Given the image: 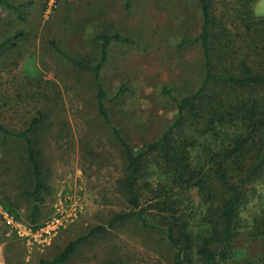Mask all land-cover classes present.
<instances>
[{"label": "rangeland", "instance_id": "1", "mask_svg": "<svg viewBox=\"0 0 264 264\" xmlns=\"http://www.w3.org/2000/svg\"><path fill=\"white\" fill-rule=\"evenodd\" d=\"M7 1L9 6L0 0V124L19 132L42 118L30 135L40 150L43 201L33 219L35 183L25 143L0 134V264H40L133 210L122 181L126 150L99 111L91 69L101 57L100 36L118 33L132 40L111 43L100 81L111 124L137 150L160 138L175 122L179 101L202 85L204 54L195 38L203 16L196 0ZM245 2L253 17H264V0H210L219 21L211 32L216 72L236 67L237 59L224 53L232 44L228 37L237 40L231 49L240 46L237 33L243 31L234 17ZM234 72L241 73L237 67ZM234 132L230 127L198 136L194 160L203 161L206 145ZM146 173L149 180L160 175L154 167ZM245 191L232 257L222 264H264V235L252 233L264 216V175ZM177 198L198 242L209 227L202 194L191 187ZM145 216L160 223L155 212ZM175 252L161 231L133 217L92 236L64 264H175Z\"/></svg>", "mask_w": 264, "mask_h": 264}, {"label": "trees", "instance_id": "2", "mask_svg": "<svg viewBox=\"0 0 264 264\" xmlns=\"http://www.w3.org/2000/svg\"><path fill=\"white\" fill-rule=\"evenodd\" d=\"M3 1L10 5L7 0ZM196 1L203 16L202 30L195 40L203 49L204 80L196 92L179 101L177 117L169 129L157 140L137 150L111 124L106 104L109 99L100 81V71L108 58L111 43H131L132 40L118 33L100 36L103 42L101 57L91 69L98 87L99 111L126 150L127 175L122 181L133 210L116 214L106 225L92 228L88 234L70 241L62 253L51 260L42 259L40 264L66 263L92 236L108 232L118 222L133 217L140 219L145 227L162 232L166 242L176 250L175 264H222L232 257L240 225L239 205L246 195L245 187L264 175V17H253L245 2L234 17L243 31L237 33L241 38L240 46L231 49L237 40L228 37L227 42L232 44L227 45L228 50L224 53L237 59L235 65L241 73L234 72L236 67L216 72L212 62L211 32L219 21L213 15L210 0ZM70 59L88 67L86 63ZM188 121L191 132L185 127ZM41 122V117H35L29 128L19 132L0 124L4 139L15 137L25 143L35 183L34 191L30 192L33 219L43 201V172L40 150L35 147L30 133ZM230 127L235 128L232 136L216 146L206 145L203 161L194 160L192 150L198 146V136L220 135ZM149 167H154L160 175L152 180L144 179ZM191 187L199 189L207 205L209 227L198 242L189 231L177 198L180 192ZM149 212L160 217L158 225L147 220L145 214ZM252 233L254 236L264 235V216L257 219Z\"/></svg>", "mask_w": 264, "mask_h": 264}]
</instances>
